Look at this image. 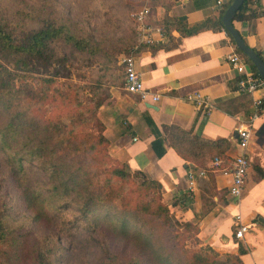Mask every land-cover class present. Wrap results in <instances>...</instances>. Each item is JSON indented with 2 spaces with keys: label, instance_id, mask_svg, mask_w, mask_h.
I'll list each match as a JSON object with an SVG mask.
<instances>
[{
  "label": "trees",
  "instance_id": "obj_1",
  "mask_svg": "<svg viewBox=\"0 0 264 264\" xmlns=\"http://www.w3.org/2000/svg\"><path fill=\"white\" fill-rule=\"evenodd\" d=\"M52 1L0 0V159L6 165L3 179L8 176L17 204L28 210L17 214L4 188L0 264H63L68 247L62 237L76 244L85 232L100 249L99 264H242L238 255L190 249L198 228L174 217L161 183L110 154L98 110L111 87L122 84L118 56L133 45L111 49ZM245 4L234 20L243 18ZM224 11L191 28L172 18L164 23L190 35L211 24L223 28ZM98 61L100 68L81 73ZM38 67L44 70L40 76ZM70 68L85 82L58 81ZM23 74L37 75L36 85ZM48 103L52 109L46 114ZM166 128L175 151L201 166L222 143ZM157 144L160 140L153 147L162 156Z\"/></svg>",
  "mask_w": 264,
  "mask_h": 264
},
{
  "label": "crops",
  "instance_id": "obj_2",
  "mask_svg": "<svg viewBox=\"0 0 264 264\" xmlns=\"http://www.w3.org/2000/svg\"><path fill=\"white\" fill-rule=\"evenodd\" d=\"M141 1L155 28L154 42L140 44L134 54L135 68L148 94L141 99L125 90L123 68L122 84L111 87L109 98L98 110L109 152L132 172L161 183L163 201L175 218L198 228L196 249L238 255L242 264H264V116L253 118V100L264 97V86L253 94L238 91L242 74L225 59L236 47L224 26L211 24L186 35L164 23L165 18H172L191 28L218 18L233 0ZM245 2L243 18L233 19L232 24L264 62V0ZM197 94L209 100L208 113L194 103ZM170 126L187 132L190 138L222 143L201 166L181 157L166 140V127ZM241 126H248L251 132L243 151L236 140ZM158 140L162 156L153 147ZM242 152L249 168L236 199L229 193L231 162ZM215 158L223 160L219 167L213 165ZM237 214L249 224L242 239L235 237Z\"/></svg>",
  "mask_w": 264,
  "mask_h": 264
},
{
  "label": "rangeland",
  "instance_id": "obj_3",
  "mask_svg": "<svg viewBox=\"0 0 264 264\" xmlns=\"http://www.w3.org/2000/svg\"><path fill=\"white\" fill-rule=\"evenodd\" d=\"M50 1V0H49ZM53 7L62 9L63 13L67 14L74 22H78L79 26L88 30L98 40L104 43L111 49L124 48L126 45L132 44L133 46L137 42V34L134 32L133 14L143 8V2L141 0H55L51 2ZM104 11H107L104 13ZM131 46V47H133ZM130 47V48H131ZM129 48V50H130ZM58 56H62V51L57 50ZM128 54V53H127ZM119 55L118 62L120 63L123 56ZM117 64L119 65V63ZM52 66H58L52 64ZM100 62L93 64L91 67H83L81 73L88 75L93 69L100 68ZM71 72L67 74L68 77L57 78L60 82H80L82 80L75 76L73 68H70ZM38 75L42 74L44 70L38 67ZM95 73V72H94ZM123 75V69H121ZM16 81L20 79L21 74H16ZM25 79L32 85H36L37 75L23 74ZM48 114L52 109V103L46 105ZM6 172V165L3 160L0 159V202L3 199L4 188L8 189L10 195L8 198H12L14 201V210L19 214L25 212L28 214L26 207L17 204L16 193L10 190L8 176L3 179ZM9 184V185H8ZM175 217V216H174ZM65 232V231H62ZM63 244L68 247L65 249L62 255L63 264H99L100 249L96 246L95 242L91 238V234L85 232L81 236V242H70L69 238L62 237ZM197 239V238H196ZM196 241L191 240L188 242L190 249H196Z\"/></svg>",
  "mask_w": 264,
  "mask_h": 264
},
{
  "label": "built area",
  "instance_id": "obj_4",
  "mask_svg": "<svg viewBox=\"0 0 264 264\" xmlns=\"http://www.w3.org/2000/svg\"><path fill=\"white\" fill-rule=\"evenodd\" d=\"M218 3H220V1H218ZM148 13L149 9L147 7H143L141 10L132 15L134 29L137 34V44L131 47L129 53L123 56L121 59V63L123 64L124 68V88L128 92L139 94L141 99H145L148 93L143 85L140 74L135 68L134 54L140 44L154 42L152 33L155 28L152 27V25L147 20ZM225 59L231 68L242 74V78L238 82L239 92L253 94L264 86V81L261 78L255 76L254 73L248 69L246 62L237 52L236 48H233L229 53H227ZM153 99H158V96H154ZM194 103L199 109H201L203 113H208L212 107L207 97H204L200 94L195 96ZM253 107V118L264 116V97L260 96L254 98ZM250 138L251 132L248 126L238 127L236 140L239 149L242 151L245 150L249 144ZM221 163H223V160L220 158H215L213 161V165L215 167H219ZM231 163L232 169L230 172L232 176V182L229 188V193L232 197L238 199L243 190L244 179L248 172L249 162L245 154L242 152L235 156ZM190 186H192V182L190 183ZM235 225V237L237 239H242L246 231L249 229V224L243 223L241 221L240 215L237 214L235 216Z\"/></svg>",
  "mask_w": 264,
  "mask_h": 264
},
{
  "label": "water",
  "instance_id": "obj_5",
  "mask_svg": "<svg viewBox=\"0 0 264 264\" xmlns=\"http://www.w3.org/2000/svg\"><path fill=\"white\" fill-rule=\"evenodd\" d=\"M245 0H233L230 5L225 9L223 16H222V24L225 30L230 34L232 37L236 49H238L241 53H243L253 66L256 68L259 77L264 81V62L259 57V55L250 48L245 41L243 40L240 33L234 28L232 22L234 19L235 14L240 9L241 5Z\"/></svg>",
  "mask_w": 264,
  "mask_h": 264
}]
</instances>
